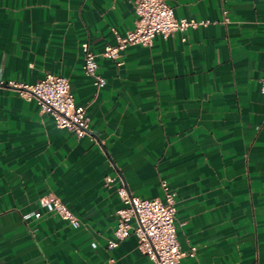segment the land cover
Segmentation results:
<instances>
[{
    "label": "crops",
    "instance_id": "0c3cea01",
    "mask_svg": "<svg viewBox=\"0 0 264 264\" xmlns=\"http://www.w3.org/2000/svg\"><path fill=\"white\" fill-rule=\"evenodd\" d=\"M135 0H0V264H153L135 232L110 248L120 175L176 192L181 264H264V0H167L208 25L103 57ZM98 54L95 93L82 43ZM65 76L97 141L58 128L10 82ZM54 194L80 218L51 215ZM41 211V218L23 215Z\"/></svg>",
    "mask_w": 264,
    "mask_h": 264
},
{
    "label": "built area",
    "instance_id": "2783aa9c",
    "mask_svg": "<svg viewBox=\"0 0 264 264\" xmlns=\"http://www.w3.org/2000/svg\"><path fill=\"white\" fill-rule=\"evenodd\" d=\"M134 7L135 27L128 29L125 34L115 31L116 43L106 46L101 53L103 57L116 59L129 45L150 47L157 35L168 38L178 31L211 23L196 18L176 17L167 0H135ZM82 48L85 53L84 72L93 78L95 93H98L106 85L105 77L99 72L98 54L90 49L88 42L82 43ZM9 84L17 88L24 98L35 100L41 113L53 117L56 127L68 129L78 137L97 141L90 128L89 107L87 104L76 103L67 77L45 72L33 83L13 81ZM260 88L264 93V76L260 79ZM117 178L121 182L118 193L124 206L117 210L118 223L114 236L108 241L110 248L117 246L133 231L138 237V249L147 254L153 264H181L183 256L196 254L195 245L183 248L180 243L176 223L177 195L165 180H162L164 198H160L141 197L120 175L107 176L106 185H111ZM40 203L49 214L59 215L75 226L80 225V218L60 197L54 194L43 196ZM42 215L38 211L23 215V219L28 221L32 217L41 218ZM250 264L259 262L255 260Z\"/></svg>",
    "mask_w": 264,
    "mask_h": 264
}]
</instances>
